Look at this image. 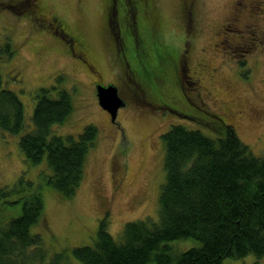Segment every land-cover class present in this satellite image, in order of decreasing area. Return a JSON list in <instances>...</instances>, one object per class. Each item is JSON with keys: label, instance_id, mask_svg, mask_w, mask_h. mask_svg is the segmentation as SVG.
<instances>
[{"label": "rangeland", "instance_id": "obj_1", "mask_svg": "<svg viewBox=\"0 0 264 264\" xmlns=\"http://www.w3.org/2000/svg\"><path fill=\"white\" fill-rule=\"evenodd\" d=\"M36 1L0 0L2 87L16 92L24 103V131L31 128L35 90L55 84L70 91L73 111L64 123L54 125L52 132L78 139L90 123L96 136L86 155L80 187L74 197L66 199L45 183V175L50 172L45 160L36 165L25 163L18 145L21 134L0 128V186L12 184L25 171L24 177L39 185L44 198L41 220L31 230L41 234L49 255L65 250V262L81 264L72 256V247L93 241L105 212L109 216V232L116 239L127 221L148 216L157 219V191L165 178L160 135L174 123L201 129L205 134L211 131L172 112H198L188 105H179L178 97L166 98L163 102L167 109L161 110L136 91L115 55L113 35L109 36L102 13L103 0H39L37 5ZM248 1L154 0L159 34L153 39L173 49L180 48L183 39H189L187 54L182 58L186 57L188 73L198 78V90L194 88L192 95L196 94L204 107L228 118L225 120L233 124L252 154L261 156L264 45L244 54L240 48L250 38L239 34L247 30L243 28L244 22L252 27L250 35L264 31V0H253L252 4ZM246 5L252 11L242 13L240 8ZM42 12L59 15L72 33L80 35L91 68L69 53V48L74 50V40L52 33ZM192 14V28L196 32L187 30L183 20ZM224 38L229 40L226 49L222 47ZM185 64L182 67L186 70ZM110 82L118 87V94L125 101L115 120L100 106L96 96L97 83ZM20 211V203L6 206L0 209V221L5 222ZM193 244V239L172 243L177 251ZM222 264H264V257L248 254L244 258H224Z\"/></svg>", "mask_w": 264, "mask_h": 264}, {"label": "trees", "instance_id": "obj_2", "mask_svg": "<svg viewBox=\"0 0 264 264\" xmlns=\"http://www.w3.org/2000/svg\"><path fill=\"white\" fill-rule=\"evenodd\" d=\"M103 2L115 55L136 91L161 110L167 109L166 98L178 97L179 105L198 112H172L211 134L185 124L170 125L160 135L165 178L157 191V219L127 221L116 239L105 212L93 241L73 246L72 256L81 264H222L224 258L264 257V153L253 155L228 118L192 95L198 78L188 73L186 57L182 58L189 39H183L178 49L153 39L159 34L154 0ZM192 16L183 20L187 30L196 32ZM58 19L63 21L59 15ZM34 97L31 128L24 131V103L16 92L2 87L0 76V128L21 134L18 145L25 163L45 160L50 169L45 183L70 199L84 177L86 155L96 136L94 125L88 123L78 139L54 134L53 126L64 123L73 111L70 91L54 84L36 89ZM24 173L0 186V209L17 203L21 209L17 216L0 221V264H70L65 262V250L49 255L41 234L31 230L41 220L44 198L39 185ZM190 239L194 244L185 250L172 245Z\"/></svg>", "mask_w": 264, "mask_h": 264}, {"label": "flooded vegetation", "instance_id": "obj_3", "mask_svg": "<svg viewBox=\"0 0 264 264\" xmlns=\"http://www.w3.org/2000/svg\"><path fill=\"white\" fill-rule=\"evenodd\" d=\"M253 0H249L248 2L249 3H253L252 2ZM236 3V2H235ZM242 9V13H245V12H251L252 11V8H249V6H245V7H241L240 8V10ZM260 15V13L259 14H257V16H259ZM42 17H43V19L45 20V22L47 23V25H49L50 27H49V29L51 30V32L52 33H54L55 35H64V36H67L69 39H73L74 40V45L73 46H75L74 47V50L72 49V48H69V53L74 57H78V59L81 61V63H83V65L84 66H86V67H90L91 68V65H90V63H89V61H88V59H87V57L85 56V53H84V51H85V46L83 45V42H82V40L80 39L81 37H80V35H78L77 37L78 38H76L74 35H71L70 33H69V31H67V29H65V26H64V23H63V21H61L60 19H58V16L57 15H55V14H47V15H45L44 14V12H42ZM107 19V18H106ZM106 23H107V20H106ZM54 27L56 30H54L52 27ZM243 28L244 29H247L246 31H244V32H240V34H239V36H242V37H247V38H250L248 41H246L244 44L243 43H240L241 45L243 44L244 46L243 47H241L240 48V50L244 53V54H246V53H253V52H255L256 51V49H257V47H259V46H261V45H264V31L261 33V34H256V31L254 32H251V35L249 34V31H251L252 30V27L251 26H249V24H246L245 22H244V24H243ZM256 28H258V27H256ZM243 29V30H244ZM249 29H251V30H249ZM254 29V28H253ZM108 30H109V36H111L112 37V34H111V32H110V29L108 28ZM57 35V36H58ZM77 35V34H76ZM114 35V34H113ZM113 38H114V36H113ZM68 39V40H69ZM67 40V41H68ZM115 40V39H114ZM114 40H113V48H114V50L116 51V44H114L115 42H114ZM72 41V40H71ZM229 40L228 39H226V38H224V40H223V42L222 43H224V42H228ZM225 45L224 46H222L223 48H225L226 49V47H229L228 46V44L227 43H224ZM225 54V53H224ZM189 68V67H188ZM187 68V69H188ZM195 82H197V80L195 79L194 80Z\"/></svg>", "mask_w": 264, "mask_h": 264}, {"label": "water", "instance_id": "obj_4", "mask_svg": "<svg viewBox=\"0 0 264 264\" xmlns=\"http://www.w3.org/2000/svg\"><path fill=\"white\" fill-rule=\"evenodd\" d=\"M95 88L100 106L107 110L111 118L114 119L119 111V107H123L125 104L124 99L118 94V87L110 82L107 85L97 83Z\"/></svg>", "mask_w": 264, "mask_h": 264}]
</instances>
